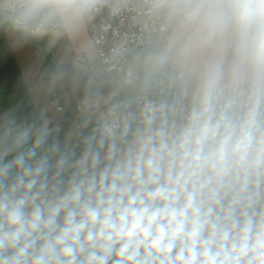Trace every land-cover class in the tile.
<instances>
[{
    "label": "clouds",
    "instance_id": "9594fccd",
    "mask_svg": "<svg viewBox=\"0 0 264 264\" xmlns=\"http://www.w3.org/2000/svg\"><path fill=\"white\" fill-rule=\"evenodd\" d=\"M0 264H264V0H0Z\"/></svg>",
    "mask_w": 264,
    "mask_h": 264
},
{
    "label": "crops",
    "instance_id": "0c3cea01",
    "mask_svg": "<svg viewBox=\"0 0 264 264\" xmlns=\"http://www.w3.org/2000/svg\"><path fill=\"white\" fill-rule=\"evenodd\" d=\"M14 67L15 66L13 64H9L5 66L4 68L0 69V76L7 79L14 71Z\"/></svg>",
    "mask_w": 264,
    "mask_h": 264
}]
</instances>
